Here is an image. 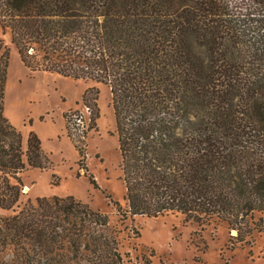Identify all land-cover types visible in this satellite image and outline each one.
I'll list each match as a JSON object with an SVG mask.
<instances>
[{
    "label": "trees",
    "instance_id": "trees-1",
    "mask_svg": "<svg viewBox=\"0 0 264 264\" xmlns=\"http://www.w3.org/2000/svg\"><path fill=\"white\" fill-rule=\"evenodd\" d=\"M0 26L30 70L110 87L123 215L180 213L226 224L240 242L264 231V0H0ZM2 50L0 209L9 210L22 195L20 174L52 162L34 132L24 149L5 116L0 39ZM0 264L125 257L107 215L72 196L43 197L0 218Z\"/></svg>",
    "mask_w": 264,
    "mask_h": 264
},
{
    "label": "rangeland",
    "instance_id": "rangeland-1",
    "mask_svg": "<svg viewBox=\"0 0 264 264\" xmlns=\"http://www.w3.org/2000/svg\"><path fill=\"white\" fill-rule=\"evenodd\" d=\"M0 39L9 57L5 116L21 132L24 149L34 132L52 162L48 168H29L20 174V201L13 209H0V218L19 213L39 198L72 196L108 216L125 264H264V231L255 230L249 242H240L231 237L237 231L230 232L226 224L200 226L180 213L123 215L127 189L110 87L91 79L30 70L9 28L0 26ZM3 54L0 51V60ZM84 104L93 113L86 138L77 143L68 119ZM90 174L97 186L90 182ZM13 256L10 250L4 254L8 262Z\"/></svg>",
    "mask_w": 264,
    "mask_h": 264
},
{
    "label": "built area",
    "instance_id": "built-area-1",
    "mask_svg": "<svg viewBox=\"0 0 264 264\" xmlns=\"http://www.w3.org/2000/svg\"><path fill=\"white\" fill-rule=\"evenodd\" d=\"M92 113V107L86 104L71 113L68 122L77 143H80L86 138V131L88 130Z\"/></svg>",
    "mask_w": 264,
    "mask_h": 264
}]
</instances>
